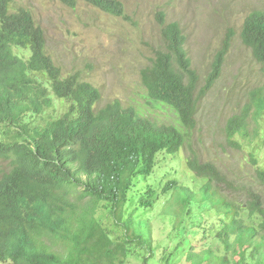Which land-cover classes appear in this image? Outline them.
Returning a JSON list of instances; mask_svg holds the SVG:
<instances>
[{
  "label": "trees",
  "instance_id": "1",
  "mask_svg": "<svg viewBox=\"0 0 264 264\" xmlns=\"http://www.w3.org/2000/svg\"><path fill=\"white\" fill-rule=\"evenodd\" d=\"M87 1L123 15L115 0ZM0 4L5 11L10 0ZM158 19L163 47L141 70V80L148 100L168 107L176 123L156 121L133 108L122 110L118 104L93 111L97 90L74 77L60 79L30 11L18 9L0 30V127L5 136L0 140V160H9L11 166L0 178L1 262L125 264L137 257L139 264H149L159 253L161 264H177L181 255L189 264H264V200L252 187L245 188L243 201L233 200L230 188L222 195L218 188L225 177L213 163L195 155L186 164L197 190L189 189L169 168L162 172V181L149 179L160 167L158 154L175 157L195 130L199 102L220 77L235 35L233 30L225 34L201 82L179 25ZM239 37L264 73L263 9L245 16ZM11 43L29 45L30 58L22 62L13 56ZM47 84L72 105L61 117L41 125L33 116L52 104ZM263 110L264 87H260L239 113L225 121L231 146L240 148L232 139L249 137ZM256 178L264 185V169H256ZM139 180L144 183L136 188ZM168 192V196L183 194L176 207L162 211L171 213L170 235L175 238L180 227L185 231L171 248L162 246L159 251L147 213L161 193ZM103 203L109 204L119 227L116 235L97 218ZM211 210L217 228L207 237L197 224ZM199 233L196 244L186 239Z\"/></svg>",
  "mask_w": 264,
  "mask_h": 264
},
{
  "label": "rangeland",
  "instance_id": "2",
  "mask_svg": "<svg viewBox=\"0 0 264 264\" xmlns=\"http://www.w3.org/2000/svg\"><path fill=\"white\" fill-rule=\"evenodd\" d=\"M124 6L127 19L103 12L85 2L79 1L73 8L60 0H11L13 9H28L35 23L46 37V50L64 74L78 72L84 80L99 88V105L119 100L123 105H134L160 121L176 123L172 111L148 100L142 85L140 70L147 65L157 48L162 45L160 22L157 14L162 12L165 20L177 21L185 36V47L193 68L201 80L210 67V62L219 48L225 34L233 30L231 48L226 56L222 73L207 95L199 102L196 114V128L186 144L174 159L161 156L159 168L154 178L157 180L166 168L175 170L177 177L189 189L197 190L198 184L187 167V159L192 155L200 161L213 163L225 177V184L218 188L226 196L229 188L233 200L243 201L244 190L252 187L264 200V185L256 178V169H264V110L258 122L251 128L255 131L249 137L236 135L232 140L240 148L231 146L224 133V124L232 114L239 113L248 102L252 91L264 87V73L249 48L240 40L239 32L245 16L253 10L263 9L264 0H118ZM28 55V52H24ZM52 106L47 108L41 121L58 117L67 109V103L58 100L50 91ZM1 137V132H0ZM7 168L0 162V175ZM162 181V179L160 178ZM142 182V180H139ZM242 188H244L242 190ZM169 192L162 194L147 217L151 218L153 244L171 248L183 234L172 239L169 225L171 213L163 210L176 207L177 197ZM197 197V194H196ZM213 211L205 215V221L197 224L205 228V235L211 237L216 225ZM101 225L116 235L118 226L111 218L110 206L103 203L97 212ZM210 225L211 227H208ZM198 235H187L194 242ZM185 239V240H186ZM186 246V242L183 243ZM198 245V244H197ZM198 245L196 250H200ZM159 253L149 264H161ZM177 264H189L185 255L177 259ZM0 264H6L1 262ZM125 264H139V258H129Z\"/></svg>",
  "mask_w": 264,
  "mask_h": 264
},
{
  "label": "clouds",
  "instance_id": "3",
  "mask_svg": "<svg viewBox=\"0 0 264 264\" xmlns=\"http://www.w3.org/2000/svg\"><path fill=\"white\" fill-rule=\"evenodd\" d=\"M62 3H64L65 5H67V6H69V7H71V8H73V7H75L76 5H77V2H79V1H82V2H85V3H87V4H89V5H91V6H93V7H95V8H97V9H99V10H101V11H103V12H106V13H109V14H111V15H114V16H119V17H122L123 19H127V17L125 16V12H124V6H123V4L120 2V1H118V0H115V1H117V2H119L120 4H121V6H122V10H123V15H117V14H114V13H112L113 11H110V10H106V9H103V8H99V7H96V6H94L92 3H90V2H88L87 0H60ZM1 5L2 4H0V30H2L4 27H5V25H6V23H7V21H8V19H10L12 16H14V13L15 12H17L18 11V9H20V8H23V9H26V8H24V7H18V8H16V9H13L12 8V6H11V0H10V4H9V7H7L6 8V10L4 11V10H2L1 9ZM26 10H28V9H26ZM29 11V10H28ZM31 13V12H30ZM32 14V13H31ZM124 16L126 17V18H124ZM32 17H33V15H32ZM158 17H160V18H162L164 21H165V23H170V22H173V23H177L178 25H179V27H180V24L177 22V21H169V22H167L166 20H165V15H164V13H162V12H160V13H158L157 14V19H158ZM33 20H34V18H33ZM158 21H159V19H158ZM34 24L37 26V27H39L36 23H35V21H34ZM40 28V27H39ZM181 28V27H180ZM41 29V28H40ZM182 30V29H181ZM41 31H42V33H43V35H44V39H45V52L47 53V50H46V37H45V34H44V32H43V30L41 29ZM160 31H161V25H160ZM183 32V31H182ZM159 36H160V39H161V35L159 34ZM161 42H162V45L159 47V48H157V49H160V48H162L163 47V41H162V39H161ZM184 47H185V44H184ZM156 49V50H157ZM185 49H186V47H185ZM155 50V51H156ZM10 51H11V53H12V55L13 56H15L16 58H18L19 60H21L22 62H24V61H27L29 58H30V55H31V50H30V46L29 45H25V46H22V45H17V44H14V43H11L10 44ZM25 51H27L28 52V55L26 56L25 55ZM186 52H187V50H186ZM155 53V52H154ZM188 53V52H187ZM51 58H52V56L49 54V53H47ZM153 56H154V54H153ZM189 56V55H188ZM153 58V57H152ZM52 60H53V58H52ZM151 61H152V59H151ZM151 61L147 64V65H145L144 67H146V66H148L150 63H151ZM53 62H54V64L59 68V70H60V79H66V78H68V77H74L76 80H77V82H80V83H87V84H89L91 87H93L95 90H97V92H98V94H99V98H98V100L92 105V110L93 111H98V110H100V109H102V108H104V107H106V106H108V105H111V104H118L119 105V107L122 109V110H124V109H131V108H133V109H135L140 115H145V116H148V117H151V118H153L154 120H156V121H159V122H163V123H169V122H164V121H160V120H158V119H155L154 117H152L151 115H148V114H146L145 112H143L141 109H139V108H137L136 106H134V105H123L119 100H113V101H111V102H108V103H105L104 105H99V103H100V101H101V92H100V90H99V88L98 87H96L95 85H93L91 82H89V81H87V80H84L82 77H81V75L78 73V72H72V73H68V74H64L63 72H62V69L59 67V65H57L56 64V62L53 60ZM192 62V61H191ZM144 67H142L141 68V70L144 68ZM141 70H140V78H141ZM35 71H30L28 74H32V73H34ZM42 76V74H39V77H41ZM201 79V78H200ZM204 79V78H203ZM203 79L201 80V82L203 81ZM141 82H142V80H141ZM217 82V81H216ZM215 82V83H216ZM143 85V84H142ZM215 85V84H214ZM213 85V86H214ZM145 88V87H144ZM213 88V87H212ZM211 88V89H212ZM47 89H48V96L51 98V100H52V97L50 96V93H49V91L58 99V100H63V101H65L66 103H67V109H66V111L64 112V113H62L60 116H58V117H55V118H59V117H61L63 114H65L69 109H70V107H71V105H72V101L70 100V99H68V98H66V97H58L55 93H54V91L52 90V89H50V86L47 84ZM145 90H146V88H145ZM208 93V92H207ZM207 93H206V95H207ZM205 95V96H206ZM204 96V97H205ZM204 97L202 98V99H204ZM201 99V100H202ZM200 100V101H201ZM52 103H53V101H52ZM52 106V104L49 106V107H44V109H43V111L41 112V113H39V114H35L34 116H33V120H34V122H38V123H40L41 125H44L48 120H52V119H55V118H53V117H50V118H47V119H45L44 121H41V116L42 115H44V112L46 111V109L47 108H50ZM174 114V113H173ZM174 116H175V114H174ZM3 128L2 127H0V132H1V137H0V140H5V136L3 135ZM182 148V147H181ZM180 151V150H179ZM178 154V153H177ZM168 156V157H170L169 155H167L166 153H163V154H158V156H157V158L160 160V156L162 157V156ZM175 157H173L172 159H174ZM2 161H5L6 163H7V168L4 170V171H2V173H1V175H0V178H1V176L3 175V173H5V172H8L9 171V169H10V162H9V160H7V159H1L0 160V162H2ZM157 165H159V162H158V164ZM151 177H149V179H150ZM144 182H140V183H138L137 182V184H136V188H141V185L143 184ZM6 263V262H5ZM7 264V263H6Z\"/></svg>",
  "mask_w": 264,
  "mask_h": 264
}]
</instances>
